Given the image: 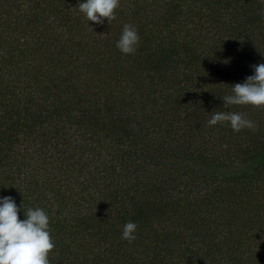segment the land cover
I'll return each mask as SVG.
<instances>
[{"label":"trees","instance_id":"16d2710c","mask_svg":"<svg viewBox=\"0 0 264 264\" xmlns=\"http://www.w3.org/2000/svg\"><path fill=\"white\" fill-rule=\"evenodd\" d=\"M78 2L0 0V196L48 213L51 264H264V108L221 99L264 63V0Z\"/></svg>","mask_w":264,"mask_h":264},{"label":"clouds","instance_id":"9594fccd","mask_svg":"<svg viewBox=\"0 0 264 264\" xmlns=\"http://www.w3.org/2000/svg\"><path fill=\"white\" fill-rule=\"evenodd\" d=\"M120 0H79L78 11L94 24L103 25L105 18L111 24L117 19L116 10ZM89 26V25H88ZM90 27V26H89ZM91 28V27H90ZM140 36L135 26L124 24L116 41V48L123 55H134ZM253 74L242 83L231 86V94L221 99L225 108L252 106L264 108V63L252 66ZM227 123L234 132L255 130L256 124L239 111H214L208 126ZM23 212V219L18 217ZM137 223L124 224L121 238L129 243L135 241ZM55 241L51 236L48 213L40 207L23 211L13 196H0V264H51L49 254H54Z\"/></svg>","mask_w":264,"mask_h":264},{"label":"rangeland","instance_id":"374dc122","mask_svg":"<svg viewBox=\"0 0 264 264\" xmlns=\"http://www.w3.org/2000/svg\"><path fill=\"white\" fill-rule=\"evenodd\" d=\"M263 26H264V21H263ZM264 46V45H263ZM264 48V47H263ZM257 111H253V113H256ZM261 120H263L264 119V113H262V118H260ZM262 123H263V125H262V127H264V120L262 121ZM98 197L100 196V195H97ZM251 255H253V254H251ZM250 255V256H251Z\"/></svg>","mask_w":264,"mask_h":264}]
</instances>
